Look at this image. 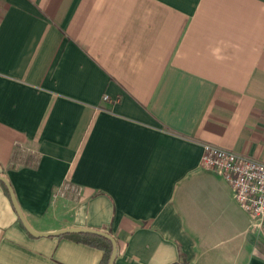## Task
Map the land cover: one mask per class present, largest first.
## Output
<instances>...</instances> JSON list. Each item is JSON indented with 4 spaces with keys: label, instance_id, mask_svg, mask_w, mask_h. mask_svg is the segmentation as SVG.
<instances>
[{
    "label": "crops",
    "instance_id": "obj_1",
    "mask_svg": "<svg viewBox=\"0 0 264 264\" xmlns=\"http://www.w3.org/2000/svg\"><path fill=\"white\" fill-rule=\"evenodd\" d=\"M205 145L264 163V0H0V176L36 232L111 231L115 264H264ZM1 183L0 264H100L30 235Z\"/></svg>",
    "mask_w": 264,
    "mask_h": 264
},
{
    "label": "built area",
    "instance_id": "obj_2",
    "mask_svg": "<svg viewBox=\"0 0 264 264\" xmlns=\"http://www.w3.org/2000/svg\"><path fill=\"white\" fill-rule=\"evenodd\" d=\"M202 163L206 169L224 176L234 190L238 205L264 233V163L212 145L204 146ZM82 193L81 188L70 184L60 190L62 197L75 200Z\"/></svg>",
    "mask_w": 264,
    "mask_h": 264
},
{
    "label": "water",
    "instance_id": "obj_3",
    "mask_svg": "<svg viewBox=\"0 0 264 264\" xmlns=\"http://www.w3.org/2000/svg\"><path fill=\"white\" fill-rule=\"evenodd\" d=\"M0 182L4 183L5 186L7 187L8 191L10 193V197H11V201H12V204L14 206V209H15L22 225L24 226V228L26 229V231L30 235H32L35 238L60 237V236L70 235V234H90V235L103 237V238L109 240L113 245V253H112L109 264H115L118 251H117V241L114 237H112L111 235L104 233V232L90 230V229H78V228L65 229V230H60V231L53 232V233H38L28 223L22 209L20 208V205H19L18 200L16 198V195L14 193V190L12 189L9 181L6 178L0 176Z\"/></svg>",
    "mask_w": 264,
    "mask_h": 264
},
{
    "label": "trees",
    "instance_id": "obj_4",
    "mask_svg": "<svg viewBox=\"0 0 264 264\" xmlns=\"http://www.w3.org/2000/svg\"><path fill=\"white\" fill-rule=\"evenodd\" d=\"M2 184V183H1ZM7 195L9 196V192L4 184H2ZM60 190L55 192V195L59 193ZM107 234L112 236V232H106ZM65 238H70L77 242L84 243L91 247L97 248L103 252V257L101 259L100 264H109L112 253H113V245L112 243L100 236L90 235V234H72V235H64ZM174 264H188L187 258L183 253H180V259L178 262Z\"/></svg>",
    "mask_w": 264,
    "mask_h": 264
}]
</instances>
